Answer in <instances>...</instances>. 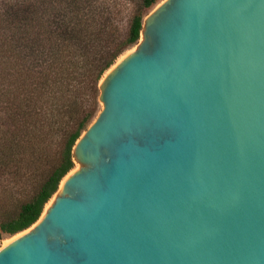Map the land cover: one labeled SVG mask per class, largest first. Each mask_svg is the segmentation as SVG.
<instances>
[{
  "label": "water",
  "instance_id": "water-1",
  "mask_svg": "<svg viewBox=\"0 0 264 264\" xmlns=\"http://www.w3.org/2000/svg\"><path fill=\"white\" fill-rule=\"evenodd\" d=\"M99 90L0 264H264V0H163Z\"/></svg>",
  "mask_w": 264,
  "mask_h": 264
},
{
  "label": "trees",
  "instance_id": "trees-1",
  "mask_svg": "<svg viewBox=\"0 0 264 264\" xmlns=\"http://www.w3.org/2000/svg\"><path fill=\"white\" fill-rule=\"evenodd\" d=\"M157 1L0 0V241L30 228L75 167L100 81Z\"/></svg>",
  "mask_w": 264,
  "mask_h": 264
},
{
  "label": "rangeland",
  "instance_id": "rangeland-1",
  "mask_svg": "<svg viewBox=\"0 0 264 264\" xmlns=\"http://www.w3.org/2000/svg\"><path fill=\"white\" fill-rule=\"evenodd\" d=\"M163 0H158L157 1V3L151 8V9H149V13L159 4V3H161ZM136 45L137 44H135V45H133L132 47H130L129 49H127L118 59H117V61L115 62V64L126 54V53H128L129 51H131V50H133L135 47H136ZM107 73V72H106ZM105 73V74H106ZM88 103H90V102H88ZM97 107H98V112H97V114L99 113V111L101 110V108H102V104L99 102V99H98V105H97ZM77 167H79V164L77 163V162H75V167L72 169V170H74V169H76ZM55 196H56V193L54 194V196L51 198V199H53V198H55ZM46 207V206H45ZM16 235H14V236H10V235H5L4 236V238L0 241V248L1 247H3L4 245H6L10 240H12L14 237H15Z\"/></svg>",
  "mask_w": 264,
  "mask_h": 264
},
{
  "label": "bare ground",
  "instance_id": "bare-ground-1",
  "mask_svg": "<svg viewBox=\"0 0 264 264\" xmlns=\"http://www.w3.org/2000/svg\"><path fill=\"white\" fill-rule=\"evenodd\" d=\"M131 51H132V50H131ZM129 52H130V51H129ZM65 179H66V178L63 179V181H62V183H61V186H62L63 182L65 181ZM61 186H60V187H61ZM55 197H56V196H55ZM54 200H55V198L51 199V200L47 203V205H46V207H45V209H44V213L46 212V210L48 209V207L52 204V202H53ZM20 234H21V233L17 234L14 238H16L17 236H19ZM14 238H13V239H14ZM13 239H12V240H13ZM12 240H10V241H12ZM10 241H9V242H10ZM9 242H8V243H9Z\"/></svg>",
  "mask_w": 264,
  "mask_h": 264
}]
</instances>
